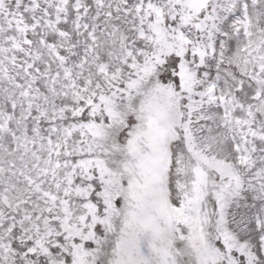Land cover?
I'll list each match as a JSON object with an SVG mask.
<instances>
[{
  "label": "snow or ice",
  "instance_id": "1",
  "mask_svg": "<svg viewBox=\"0 0 264 264\" xmlns=\"http://www.w3.org/2000/svg\"><path fill=\"white\" fill-rule=\"evenodd\" d=\"M0 264H264V0H0Z\"/></svg>",
  "mask_w": 264,
  "mask_h": 264
}]
</instances>
